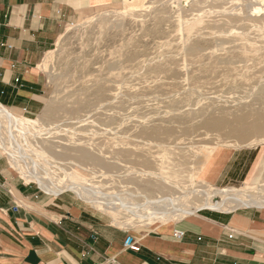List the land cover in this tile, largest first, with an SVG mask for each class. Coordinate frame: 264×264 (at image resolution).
Masks as SVG:
<instances>
[{
    "label": "rangeland",
    "instance_id": "1",
    "mask_svg": "<svg viewBox=\"0 0 264 264\" xmlns=\"http://www.w3.org/2000/svg\"><path fill=\"white\" fill-rule=\"evenodd\" d=\"M123 1L69 26L57 46L46 54L40 69L47 98L38 116L29 118L9 109L36 121L46 109L63 104L72 111L60 113L63 125L57 135L63 143H80L110 157L120 147L131 151L122 153L120 159H105L109 174L121 175L120 185L111 181L113 193L132 189L126 173L143 170L161 174L170 163L175 168L177 164V169H188L208 151L215 162L209 164L206 179L219 188H243L264 150L258 143L264 138V106L256 97V91L264 85V10L254 13L249 10V2L237 0H199L197 8L191 6L192 0H147L127 11ZM257 1L264 4V0ZM197 18L200 22L189 29ZM100 87L103 93L97 95ZM200 109L204 111L197 112ZM211 120L217 123L205 124ZM102 122L108 124H102L103 129ZM146 125L149 128L143 127ZM254 126L260 131H253ZM6 129L2 126L0 130ZM1 156L14 173L46 190L37 179L29 180L17 170L0 147ZM84 164L86 168L96 166ZM95 170L102 169L96 166ZM60 175L63 178L62 172ZM84 177L90 179L92 175L86 172ZM143 177L147 186L142 190L150 196L155 191L151 197L177 191L176 178L172 186L164 183V191L159 188L161 179ZM63 188L105 210L87 190ZM242 208L247 207L219 211ZM197 212L216 211L203 208ZM110 213L116 219V214ZM175 217L165 223L177 221ZM124 220L121 216L116 219L121 226L138 228L161 223L130 225Z\"/></svg>",
    "mask_w": 264,
    "mask_h": 264
},
{
    "label": "crops",
    "instance_id": "2",
    "mask_svg": "<svg viewBox=\"0 0 264 264\" xmlns=\"http://www.w3.org/2000/svg\"><path fill=\"white\" fill-rule=\"evenodd\" d=\"M119 1L0 0V103L38 116L47 98L46 54L69 26ZM214 211L121 226L80 194L27 182L0 157V264H264V210ZM129 235L138 252L124 247Z\"/></svg>",
    "mask_w": 264,
    "mask_h": 264
},
{
    "label": "bare ground",
    "instance_id": "3",
    "mask_svg": "<svg viewBox=\"0 0 264 264\" xmlns=\"http://www.w3.org/2000/svg\"><path fill=\"white\" fill-rule=\"evenodd\" d=\"M145 1L147 0H124V9H127V11H129L130 9L128 10V8L132 6L143 5ZM237 1L249 2V10L253 11L254 13L260 14V12L264 10V4L258 2L257 0ZM198 3L199 0H192L191 6L197 8ZM199 20L200 18L195 19L192 24H189L188 28L192 29L194 25L200 22ZM258 85L259 84H257V86ZM258 89L259 90L256 91V97H258L257 101L262 102L264 106V85L260 86V88ZM96 93L97 95H101L103 93L102 88L100 87ZM66 108L67 107H65L63 104L60 106L58 105L57 108H48L41 114L39 118H37L36 121H30L15 115L8 107L0 103V129H2V126L7 127V129L4 131L0 130V147L10 155V160L17 170H19L29 180H32L34 178L37 179L40 182L41 186L44 187L47 191L58 193L63 187L85 189L98 206L116 214V217L121 216L122 218L126 219L127 224L130 225L152 224L156 221L165 223L167 219H171V216H176L175 218H177V221H180L186 216L194 214L197 212V210L203 208L228 211L231 207H264V150L258 159V162L250 179L247 183H245V186L243 188H219L215 187L211 183L210 179H206V175L209 171V164L212 165L215 162H212L211 159L213 156L208 151L203 152L201 155H199L197 157L198 160L192 162V164H189L190 167L188 169H177V164L175 168L174 164L170 163L164 166L165 171L162 170L161 174H147L145 171L142 172L143 170H137L134 173H126L128 176H130V181H128L131 185H133L132 189L126 190L128 188L127 187L125 188L124 192L118 190L116 191V193H113V191L111 190L114 189V184L111 183V181L114 180L115 183L119 184L121 175H110L106 170L109 165L105 163V159H120V156H123L122 153L129 154L131 153V151L126 150V148L120 147L117 148L118 151L116 152V154L112 153V156L110 157L109 155H107V152L96 153L93 152L89 147H86L85 145H82L80 143L74 144V142H71L70 140L67 141L71 143H63V139L57 134H60L61 127L63 125L62 123H60L61 111L65 113L72 112L70 110H67ZM168 110L169 109H167V111ZM192 111L193 110H191L188 114H191ZM203 111L204 109H200L197 112L202 113ZM127 119L128 118H126L125 120ZM93 121L91 123H94ZM127 121L129 122V120ZM216 123L217 122L211 120L209 122L207 121L205 124L211 126L212 124ZM88 124L86 126H88ZM94 124H92L94 126L93 128H96L98 125L97 123V126ZM102 124L105 123L102 122L100 127H102ZM105 125L104 127H102V129L105 128ZM112 125L114 126V124ZM112 125L109 124V126ZM117 126L118 123L115 127ZM143 127L149 128L148 125ZM253 128V131H260V128H255V126L252 127V129ZM115 129L117 130L119 128L117 127ZM67 131L71 132L70 130ZM93 131L91 132L92 135L95 134ZM108 131L110 132V130ZM57 139H59V141H55ZM258 143L264 145V138L261 139V141H258ZM67 160L74 161L75 165H71L72 163L68 162ZM84 162L86 164L95 163L96 166H99V168L103 171L95 170L96 166H94L93 168H86L84 166ZM107 162L110 161L108 160ZM180 165H183V163ZM60 172H62L63 178H61ZM86 172L91 173L92 177L90 179H86L84 177V174H86ZM146 175L155 176L156 178L161 179L163 181V184L169 183V185L171 186L174 185L172 181L174 180V178H176V181H178L175 185L177 190L176 193H166L162 194L161 196L158 195V197L155 198L151 197L154 196L155 191L153 192V195L151 194V196L145 192L147 181H144L143 176ZM211 176V173H209V178ZM112 184L113 186H111ZM163 184L160 183L159 185L161 186H159V188L165 191L167 185L164 184L165 186H163ZM148 186H150V184ZM142 189H145V191ZM166 190L168 191L169 189ZM119 191L121 193H119ZM121 198L124 199V201L121 202L119 200ZM190 198L191 200H189ZM168 207L171 209H168Z\"/></svg>",
    "mask_w": 264,
    "mask_h": 264
},
{
    "label": "built area",
    "instance_id": "4",
    "mask_svg": "<svg viewBox=\"0 0 264 264\" xmlns=\"http://www.w3.org/2000/svg\"><path fill=\"white\" fill-rule=\"evenodd\" d=\"M184 235L185 232L183 231H177L176 233L177 237H182ZM124 247L131 251L138 252L140 250L141 244L138 241H136L132 235H129L124 243Z\"/></svg>",
    "mask_w": 264,
    "mask_h": 264
}]
</instances>
